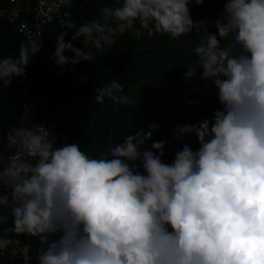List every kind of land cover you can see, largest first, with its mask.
<instances>
[{
  "label": "clouds",
  "instance_id": "1",
  "mask_svg": "<svg viewBox=\"0 0 264 264\" xmlns=\"http://www.w3.org/2000/svg\"><path fill=\"white\" fill-rule=\"evenodd\" d=\"M192 5L115 0L98 18L73 23L70 39L58 32L51 59L63 74L67 65L94 61L84 51L89 43L103 51L126 32L137 39L195 32L196 60L185 79L199 70L221 109L177 126L174 138L195 135L199 147L185 143L166 163L165 141L146 147L153 124L97 157L76 143L56 146L42 124L12 129L3 152L15 154L0 159V253L20 245L13 236H25L36 243L18 249L22 264H264V0H227L215 33L194 23ZM42 48L41 38H29L18 57L0 59V87L24 77ZM124 90L111 79L94 101L128 103L115 95Z\"/></svg>",
  "mask_w": 264,
  "mask_h": 264
},
{
  "label": "trees",
  "instance_id": "2",
  "mask_svg": "<svg viewBox=\"0 0 264 264\" xmlns=\"http://www.w3.org/2000/svg\"><path fill=\"white\" fill-rule=\"evenodd\" d=\"M226 2L204 0L203 4L195 5L192 0L190 16L194 23L204 22L208 31L215 33V21L223 15ZM25 5L16 23L0 18V59L18 57L20 45L28 40L17 31L20 24L34 27V3L26 0ZM104 6H115V0H70L62 8L61 19L65 24L79 26L98 18ZM0 7L10 11L13 5L0 3ZM60 31H67L69 36L66 39H70L75 30L68 26L63 28L59 20L45 26L39 38L32 37L41 38L43 48L25 69V76L14 78L7 89L0 87V159L6 161L11 155L9 151L3 152L4 137L9 128L19 126L24 103L31 105L47 126H55L57 146L76 143L82 151L88 150L93 156L98 157L115 147L125 135L151 131L153 124L158 125V129L146 142V147L150 148L153 141H165L164 162L171 163L175 152L182 150L185 143L193 150L199 147L195 135L179 140L174 138L177 126L211 120L214 111L221 109L211 81L202 80L199 70L192 79H185V66L196 60L193 52L198 43L193 39L195 32L176 39L167 35L137 39L131 32H126L113 45L105 46L103 51L95 50L89 43L84 46V51H91L94 61L67 65L61 74L51 59ZM74 43L78 48L83 47V38ZM225 44H231L230 37ZM70 55L65 53V56ZM82 77L85 78L83 81ZM111 79L124 86V92L115 95L125 96L128 103L114 102L110 98H105L103 104L95 103V89ZM2 168L3 164H0V170ZM4 191V187L0 188V194ZM2 234L3 226H0ZM12 238L21 243L9 249L36 243L30 237ZM0 264L22 262L0 255Z\"/></svg>",
  "mask_w": 264,
  "mask_h": 264
},
{
  "label": "built area",
  "instance_id": "3",
  "mask_svg": "<svg viewBox=\"0 0 264 264\" xmlns=\"http://www.w3.org/2000/svg\"><path fill=\"white\" fill-rule=\"evenodd\" d=\"M26 0H0V3H8L13 5V8L10 11L2 9L0 7V18H5L10 23H16L19 14L22 12V5L25 4ZM34 3V8L32 10V14L34 15V27L29 28L26 24H20L17 26V31L25 36L27 39L32 38L33 36L40 37V33L42 32L43 28L49 24H52L54 21L59 20L62 27H69L70 29L72 26L61 19V12L62 8L66 2V0H32ZM27 109V112H26ZM22 113L23 118L17 128H31L34 125H44L48 130L50 135H54L56 137V146L58 144V135L55 134V126H47L46 122L42 119H39L34 108L29 105L28 103H24L22 105ZM16 128V127H15ZM14 128H9L5 134L4 142L5 145L7 143L8 134ZM10 156L15 154V150H9ZM3 188V186H0ZM19 247L14 246L8 249L7 251L0 253L2 257L17 260L22 262L21 257L19 256L18 252ZM32 264H35L33 261Z\"/></svg>",
  "mask_w": 264,
  "mask_h": 264
},
{
  "label": "crops",
  "instance_id": "4",
  "mask_svg": "<svg viewBox=\"0 0 264 264\" xmlns=\"http://www.w3.org/2000/svg\"><path fill=\"white\" fill-rule=\"evenodd\" d=\"M21 7H22L21 10L23 11V10L26 8V5L24 4V5H22Z\"/></svg>",
  "mask_w": 264,
  "mask_h": 264
}]
</instances>
